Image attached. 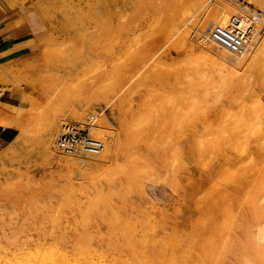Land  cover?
<instances>
[{
  "label": "rangeland",
  "instance_id": "374dc122",
  "mask_svg": "<svg viewBox=\"0 0 264 264\" xmlns=\"http://www.w3.org/2000/svg\"><path fill=\"white\" fill-rule=\"evenodd\" d=\"M200 1H23L36 66L3 85L33 117L0 151V264H264V67L230 85L174 61ZM68 125L114 138L108 159L67 166Z\"/></svg>",
  "mask_w": 264,
  "mask_h": 264
},
{
  "label": "bare ground",
  "instance_id": "6f19581e",
  "mask_svg": "<svg viewBox=\"0 0 264 264\" xmlns=\"http://www.w3.org/2000/svg\"><path fill=\"white\" fill-rule=\"evenodd\" d=\"M23 1H2V4H6V6L0 5V17H5L10 13L22 9V7H24ZM192 1L195 3V9L203 4L200 0ZM205 5L210 9V14L205 20L200 21L199 16H192L190 19H187L186 17L179 18L176 20V27L171 32V34L180 32L179 36L171 38L170 33L166 36V39H171V48L174 52L185 53L184 56L176 58L174 61L187 69L192 66L202 67L210 81H216L215 83L218 84L226 83L230 85L235 84L237 81L240 82L245 80L243 77L251 75L252 70L256 67H264V28L260 21H258L259 19L256 18V20H250L252 15L258 14L257 12H264V0H240L239 2H235L234 0H207ZM60 7L61 10H64L66 13L74 12L76 15L81 13L78 6L70 3L69 0H62ZM238 8L241 10V13L237 12ZM233 19L240 20L242 28L248 30L250 33L247 38V47L241 55H233L228 51L202 46V38L207 36L212 29L215 27L226 28L232 23ZM210 22L211 24L209 26ZM195 23L201 24L202 28L200 31H193V34L191 33L190 27ZM207 26H209L208 31L205 32ZM38 31H40V29ZM50 50L51 49L46 47L44 49V55L49 54ZM9 54L10 47L0 51V84H3L6 78L10 79V76L16 74H28L33 71V67L36 66L35 62L28 63L27 61L29 60L3 64L2 61L7 60ZM155 68L157 71H164V67L161 64H156ZM6 89L10 88L8 87ZM3 93L4 88L0 87V95ZM253 100L261 109L263 108L262 110H264L263 103L260 100H257V97H253ZM32 117L33 115L31 114V111H28L27 109L12 107L0 103V126L16 127L18 130H21V134L17 137L15 142L25 140V128ZM86 128L89 130L91 140L103 143L104 149L96 155L82 154L79 157H87L101 161L107 160L110 154L109 146H114L115 139H108L104 135L103 129L100 127H91V125H88ZM43 147L44 149L46 147V149L49 150L48 144L47 146L44 144ZM53 148L55 150V145ZM60 156L65 158V164L69 167L77 165L76 163H80L75 159L78 156L63 153H61ZM80 164L85 165L84 162H81ZM43 259H45V264L55 263L49 254L44 255Z\"/></svg>",
  "mask_w": 264,
  "mask_h": 264
},
{
  "label": "built area",
  "instance_id": "2783aa9c",
  "mask_svg": "<svg viewBox=\"0 0 264 264\" xmlns=\"http://www.w3.org/2000/svg\"><path fill=\"white\" fill-rule=\"evenodd\" d=\"M250 20L259 19L264 28V12H257ZM249 31L241 26V21L233 19L226 27H215L207 36L201 40L203 47H210L228 51L230 54L241 55L247 47ZM104 149V144L93 141L90 138L89 130L78 125L64 126L55 144V150L59 154L80 156L82 154L96 155Z\"/></svg>",
  "mask_w": 264,
  "mask_h": 264
},
{
  "label": "crops",
  "instance_id": "0c3cea01",
  "mask_svg": "<svg viewBox=\"0 0 264 264\" xmlns=\"http://www.w3.org/2000/svg\"><path fill=\"white\" fill-rule=\"evenodd\" d=\"M19 21L15 12L0 17V51L10 47L8 59L2 61L3 64L25 60L36 50L30 46V42L38 40L40 35L38 29L34 31L26 24L18 25ZM0 87L4 88V93L0 95V103L17 107L20 101L17 94L11 89H6L3 84H0ZM18 136L19 131L16 127L0 126V151L12 145Z\"/></svg>",
  "mask_w": 264,
  "mask_h": 264
}]
</instances>
